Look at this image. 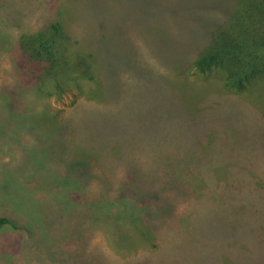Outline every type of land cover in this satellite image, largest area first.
<instances>
[{"label":"rangeland","instance_id":"1","mask_svg":"<svg viewBox=\"0 0 264 264\" xmlns=\"http://www.w3.org/2000/svg\"><path fill=\"white\" fill-rule=\"evenodd\" d=\"M182 1L0 0V218L14 225L0 264H217L227 248L233 263L246 247L264 264V81L228 94L194 76L224 15ZM49 23L89 69L62 89L19 45ZM79 158L83 179L68 170ZM128 176L159 204L134 200ZM240 221L257 232L238 238Z\"/></svg>","mask_w":264,"mask_h":264},{"label":"trees","instance_id":"2","mask_svg":"<svg viewBox=\"0 0 264 264\" xmlns=\"http://www.w3.org/2000/svg\"><path fill=\"white\" fill-rule=\"evenodd\" d=\"M182 3L183 8L186 9L191 4H186L185 0ZM190 6L192 10L196 7L205 11L214 9L218 12L221 11L224 15L223 20L211 23L212 26L206 30L202 44L196 49L194 57L190 60V69L194 76L218 77L222 88L228 94L247 93L255 83L264 81V0H209L202 1L199 5L192 1ZM60 27L59 23H49L34 34L21 36L19 45L24 58L29 62V68L37 74L38 78H42L44 83L52 78L62 89L65 85L83 80L88 75L89 69L82 67L84 62L75 64L71 61L72 57L63 55L60 40L65 37ZM262 117L264 124V113H262ZM82 160L79 158L68 163V170L76 175V179H83L89 170L88 164ZM130 178L128 176L125 183L132 186L130 190H133L131 192L134 200L139 201L147 208L156 207V204L162 200L161 192L141 183L139 178H132L134 182ZM122 209L119 212L121 215L127 210ZM145 213V218L148 221L153 220L154 209L145 211ZM141 222L143 221L141 220ZM246 224L247 222L240 221L236 233L238 238V234L249 236L257 232L256 225L251 223L247 227ZM6 225L14 228L10 220L4 217L0 218V228ZM249 227H251L250 230ZM241 242L242 240H240ZM251 251L249 247H246L243 261L235 262L233 260L232 263L230 259L234 255V250L227 248L222 258L219 256L215 263L220 264L222 261L227 264H255V258L259 259L262 255L259 254L255 257L257 252L254 250L255 254L250 257L247 253ZM101 259L103 260L101 264H108L105 258L101 257ZM206 261L201 262L209 264V261L205 263ZM197 262H199L198 259ZM210 262L214 264L212 258H210ZM81 264L94 263L92 260L84 259L81 260Z\"/></svg>","mask_w":264,"mask_h":264}]
</instances>
